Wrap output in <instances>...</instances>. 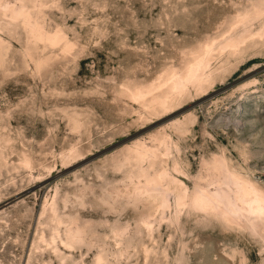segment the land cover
I'll return each instance as SVG.
<instances>
[{
    "label": "rangeland",
    "instance_id": "rangeland-1",
    "mask_svg": "<svg viewBox=\"0 0 264 264\" xmlns=\"http://www.w3.org/2000/svg\"><path fill=\"white\" fill-rule=\"evenodd\" d=\"M0 41V264H264V218L196 196L264 192V0H0Z\"/></svg>",
    "mask_w": 264,
    "mask_h": 264
},
{
    "label": "bare ground",
    "instance_id": "bare-ground-1",
    "mask_svg": "<svg viewBox=\"0 0 264 264\" xmlns=\"http://www.w3.org/2000/svg\"><path fill=\"white\" fill-rule=\"evenodd\" d=\"M51 37L58 39L61 38L60 34L58 33H55L54 36H49L50 39ZM245 41L246 39L243 41H235L233 38H231L226 43L224 42L225 44L221 47L226 48L232 46V48L238 49L241 45L240 43H244ZM211 46L212 45L209 44L208 46L204 47L202 54L196 57L195 60L190 64H188L184 72H180L178 70L168 71L163 76V84L168 87L165 89V95L158 96L157 94V96H154L150 99V103L158 104L163 108H167L170 100L183 94L188 84L195 82L202 84L205 81L207 82L210 75L207 70L209 68L208 54L210 53L209 50ZM1 50L2 42L0 41V52ZM141 152L145 155H149L152 154L154 150L148 148L147 146H143ZM215 167L216 170L221 173V175L224 173L225 167L222 163L215 165ZM231 181H234L233 183L238 182L237 185L239 186V189L233 188V186H231ZM223 182L224 183H220L223 185L218 184L219 187H217L215 190H211L204 186L199 187V191L197 192L196 196L198 198V202L204 205L202 207L206 209H222L225 211V218L232 223L241 224V219L247 216L264 218V192L262 190H259L256 185L243 180L236 174L230 175L228 180H224ZM182 199L183 197H178V203H181ZM163 204L166 206L170 205V203L167 201H164Z\"/></svg>",
    "mask_w": 264,
    "mask_h": 264
}]
</instances>
